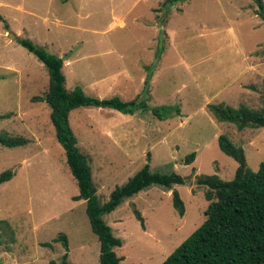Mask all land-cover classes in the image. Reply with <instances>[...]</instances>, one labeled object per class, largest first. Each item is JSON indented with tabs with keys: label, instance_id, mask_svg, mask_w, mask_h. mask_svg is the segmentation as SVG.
<instances>
[{
	"label": "rangeland",
	"instance_id": "374dc122",
	"mask_svg": "<svg viewBox=\"0 0 264 264\" xmlns=\"http://www.w3.org/2000/svg\"><path fill=\"white\" fill-rule=\"evenodd\" d=\"M16 38L62 59L67 91L79 87L86 96L121 101L141 92L143 66L151 64L158 46L164 47L160 71L154 77L157 67L151 72L146 105L175 106L178 117L159 121L145 111L127 116L91 107L68 115L101 202L145 163L151 172H173L182 179L168 191H141L102 217L121 242L113 249L118 264H160L200 225L206 189L196 179L229 181L236 167L218 150L216 136L224 134L241 147L252 173L264 162V128L238 131L216 122L206 104L222 103L220 98L201 103L200 96L201 88L208 97L215 79L239 67L226 68L232 58L264 57V22L254 14L251 0H0V134L26 140L21 147L0 146V173L12 172L0 184V264H59L63 254L71 264H98L85 204L72 199L75 182L43 101L47 72ZM137 57L143 63L133 68ZM124 67L131 76L123 81L117 74ZM254 68L264 77L263 65ZM243 81L256 86L255 93L225 99V105L264 108V79L250 75ZM192 96L195 101L189 103ZM191 152L194 159L185 165L183 158ZM172 190L182 201L181 217L172 209ZM59 234L65 247L56 240Z\"/></svg>",
	"mask_w": 264,
	"mask_h": 264
},
{
	"label": "trees",
	"instance_id": "16d2710c",
	"mask_svg": "<svg viewBox=\"0 0 264 264\" xmlns=\"http://www.w3.org/2000/svg\"><path fill=\"white\" fill-rule=\"evenodd\" d=\"M65 1L67 0H61ZM175 1L165 0L166 3ZM251 1L254 5V14L264 22L262 1ZM15 41L47 72V89L43 101L49 109L48 119L54 139L62 148L65 164L75 182L77 194L72 199L81 200L85 204L84 213L88 226L98 243V264H118L120 258L115 255L113 249L120 247L121 242L112 235L102 217L141 191L150 187L168 191L172 186L181 185L182 179L173 172L168 174L151 172L145 163L123 184L115 186L107 199L101 202L95 196L87 159L77 148L75 137L69 128L68 115L75 108L91 107L109 109L127 116L145 111L159 121L178 117L180 111L175 106L146 105L151 72L157 67L160 53L164 55V47L158 46V53L153 57L151 64L143 66L145 76L141 92L129 101H121L117 97L102 99L89 97L84 95L79 87L67 91L61 73L60 58L28 39L16 38ZM245 83L250 89L257 90L253 84L247 81ZM140 95H144L146 100H140L138 98ZM188 102L191 103V99ZM198 107L201 109V104ZM206 109L214 121L233 125L238 131L245 128H264V108L253 110L245 105L232 108L223 103H208ZM25 144L26 140L20 137L0 134L1 147L16 148ZM216 145L222 154L236 163L233 177L229 181H222L216 176H202L196 179V184L206 189L203 198L207 205L203 211V220L160 264H264V162L259 163L257 171L252 173L246 168L241 147L235 146L226 135L216 136ZM148 159L149 156L146 154V161ZM193 159L194 152H191L184 156L183 161L186 165ZM11 177V171L1 172L0 184ZM170 197L172 209L181 217L183 204L178 193L172 190ZM133 214L143 228L140 214L135 210ZM56 240L60 241L63 247L66 246L63 235H57ZM65 258L63 254L59 264H71L66 262Z\"/></svg>",
	"mask_w": 264,
	"mask_h": 264
},
{
	"label": "crops",
	"instance_id": "0c3cea01",
	"mask_svg": "<svg viewBox=\"0 0 264 264\" xmlns=\"http://www.w3.org/2000/svg\"><path fill=\"white\" fill-rule=\"evenodd\" d=\"M164 56V55H163ZM162 56L157 64V68L156 71L154 72V74L152 75L153 77L156 75V73H158L161 69V65H162ZM135 63L133 64V68H136V66H138L139 64H142V60H139L138 57L133 60ZM132 61V62H133ZM234 63H233V62ZM226 68L228 66H232V65H239L238 68H233L231 69L232 74H228L227 72H223L222 76L220 78H217L214 80L213 85H214V90L209 92V96L207 97L205 94V91L203 90V88H201L200 91V96L201 100L204 98L206 102H208V99L210 98H220L219 102H222L224 104L225 103V99L228 98H232L235 96H239L241 94H246V93H255L253 89H250V87L245 83V81H243V78H245L246 76H250V75H254L255 76V80L258 78H263V76H260L259 74L255 73L256 69L254 68L255 65L260 64L261 66L263 65L264 67V57H255V58H247L238 62H235V58H232L230 61H228L226 63ZM129 70V68H122L120 69V72L117 74V78H122L123 81L124 79H130V73L127 74V71ZM227 76V80L224 79V77ZM196 77H193V79ZM121 79V80H122ZM123 81H121V85H123ZM249 83V82H247ZM210 82H206V85H209ZM195 93V92H194ZM196 96H192L191 97V101L195 100ZM187 99L184 101L186 103ZM201 103H203V100L201 101ZM208 104V103H207Z\"/></svg>",
	"mask_w": 264,
	"mask_h": 264
},
{
	"label": "water",
	"instance_id": "95a60500",
	"mask_svg": "<svg viewBox=\"0 0 264 264\" xmlns=\"http://www.w3.org/2000/svg\"><path fill=\"white\" fill-rule=\"evenodd\" d=\"M9 37L12 38L13 36L12 35H9ZM61 61H62V59H61Z\"/></svg>",
	"mask_w": 264,
	"mask_h": 264
},
{
	"label": "clouds",
	"instance_id": "9594fccd",
	"mask_svg": "<svg viewBox=\"0 0 264 264\" xmlns=\"http://www.w3.org/2000/svg\"><path fill=\"white\" fill-rule=\"evenodd\" d=\"M99 99V98H98Z\"/></svg>",
	"mask_w": 264,
	"mask_h": 264
}]
</instances>
